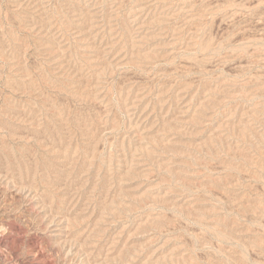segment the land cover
I'll return each instance as SVG.
<instances>
[{
	"label": "rangeland",
	"instance_id": "1",
	"mask_svg": "<svg viewBox=\"0 0 264 264\" xmlns=\"http://www.w3.org/2000/svg\"><path fill=\"white\" fill-rule=\"evenodd\" d=\"M0 264H264V0H0Z\"/></svg>",
	"mask_w": 264,
	"mask_h": 264
}]
</instances>
